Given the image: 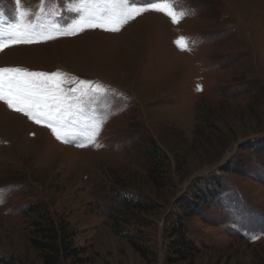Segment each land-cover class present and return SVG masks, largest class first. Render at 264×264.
I'll return each instance as SVG.
<instances>
[{"label":"rangeland","instance_id":"1","mask_svg":"<svg viewBox=\"0 0 264 264\" xmlns=\"http://www.w3.org/2000/svg\"><path fill=\"white\" fill-rule=\"evenodd\" d=\"M156 2L185 15L59 35L103 0H0V40L21 10L54 36L4 48L0 68L59 73L100 125L87 143L82 119L64 143L0 102V264H43L29 206L75 232L84 254L59 264H264V0Z\"/></svg>","mask_w":264,"mask_h":264},{"label":"snow or ice","instance_id":"2","mask_svg":"<svg viewBox=\"0 0 264 264\" xmlns=\"http://www.w3.org/2000/svg\"><path fill=\"white\" fill-rule=\"evenodd\" d=\"M20 5L21 0H15ZM86 5L82 4L81 9ZM78 11L80 9H72ZM149 10L166 13L174 24L180 22L185 13H177L168 2H156L147 0L145 4H137L135 0H103V3H93L91 9H87V15H82L71 27L59 35H75L85 30L101 29L104 31L117 32L129 20ZM27 11L19 12L20 22L8 26L7 38L0 40V51L11 45L31 44L53 39L51 32L36 31L32 24L24 23ZM182 48L187 47L184 38L176 41ZM59 73L30 72L18 67L0 68V102H3L11 110L23 113L37 124H44L51 129L55 138L64 143H70L67 129L69 126L80 124L85 120L79 134L86 136L87 143L94 142L99 134L100 125L94 119L89 121L85 116L84 101L77 97L70 99L62 93ZM82 84H91L89 81H81ZM76 90L73 89V92ZM92 93L99 91L98 88L90 89ZM88 91L81 93L87 96ZM78 146H87L81 141Z\"/></svg>","mask_w":264,"mask_h":264},{"label":"trees","instance_id":"3","mask_svg":"<svg viewBox=\"0 0 264 264\" xmlns=\"http://www.w3.org/2000/svg\"><path fill=\"white\" fill-rule=\"evenodd\" d=\"M147 156L151 160V166L148 171L151 174L158 166L157 161L161 158V153H159L156 147L150 144V148L147 150ZM29 207V211L36 214L37 217L31 222V232L35 236L32 239V244L34 248L39 250L43 264H59L62 258H74L84 254V251L80 247H75L73 242L75 232L69 229L67 223L62 221V224L56 225L55 221L48 222L45 220L48 219L45 213L38 212V209L42 208L41 206ZM51 222L52 225H50ZM194 250L195 247L190 241H183L182 246L174 249V254L177 256L176 258H179L178 260L185 261L192 257ZM1 262L2 264H16L6 259L1 260Z\"/></svg>","mask_w":264,"mask_h":264}]
</instances>
